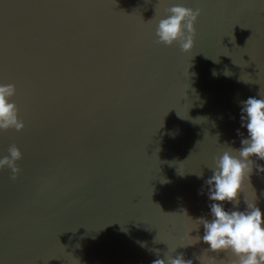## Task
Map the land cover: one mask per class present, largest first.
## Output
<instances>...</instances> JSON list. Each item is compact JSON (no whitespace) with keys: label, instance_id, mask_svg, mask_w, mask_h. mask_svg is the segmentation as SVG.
Instances as JSON below:
<instances>
[{"label":"water","instance_id":"water-1","mask_svg":"<svg viewBox=\"0 0 264 264\" xmlns=\"http://www.w3.org/2000/svg\"><path fill=\"white\" fill-rule=\"evenodd\" d=\"M174 2L0 0V82L24 122L0 131V157L21 152L15 179L0 168V264H152L174 250L234 264L189 235L209 212L206 165L240 147V101L264 92V0H182L199 9L187 52L155 35ZM250 180L239 208L256 197L264 212V174Z\"/></svg>","mask_w":264,"mask_h":264},{"label":"clouds","instance_id":"clouds-1","mask_svg":"<svg viewBox=\"0 0 264 264\" xmlns=\"http://www.w3.org/2000/svg\"><path fill=\"white\" fill-rule=\"evenodd\" d=\"M165 13L156 24L157 42L166 46L176 44L182 52L190 51L199 9L186 7L182 0H176L165 9ZM15 92L14 84L0 82V131H20L24 127L12 100ZM240 105V128L246 130V135L240 128L236 129L240 147L234 148L225 142L226 147L213 156L211 165H206L211 175L204 180L198 195H206L208 216L194 220L197 230L203 226L202 236L192 237L190 232L188 235L195 243L202 241L207 245L208 252L231 253L235 257L234 264H264V212L256 204V197L245 200L243 209L239 208L237 198L245 181L251 184L254 170L257 175L264 174V164L257 163L264 161V92L249 96L240 101ZM7 151L8 155L0 157V168L10 169L11 178L15 179L19 172L16 162L21 159V152L15 145L9 146ZM196 175L201 178L203 173ZM226 204L231 207H226ZM190 245L193 243L182 246ZM174 251H167L163 258L153 260L152 264H193V260L185 259L183 253L173 256Z\"/></svg>","mask_w":264,"mask_h":264}]
</instances>
